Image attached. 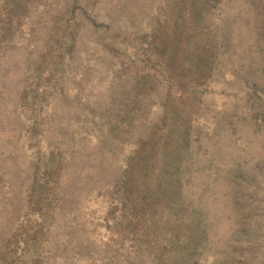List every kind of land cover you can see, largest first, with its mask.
Returning a JSON list of instances; mask_svg holds the SVG:
<instances>
[{
	"label": "rangeland",
	"instance_id": "obj_1",
	"mask_svg": "<svg viewBox=\"0 0 264 264\" xmlns=\"http://www.w3.org/2000/svg\"><path fill=\"white\" fill-rule=\"evenodd\" d=\"M0 264H264V0H0Z\"/></svg>",
	"mask_w": 264,
	"mask_h": 264
},
{
	"label": "trees",
	"instance_id": "obj_2",
	"mask_svg": "<svg viewBox=\"0 0 264 264\" xmlns=\"http://www.w3.org/2000/svg\"><path fill=\"white\" fill-rule=\"evenodd\" d=\"M72 46H73V45H72ZM72 46H71V47H72Z\"/></svg>",
	"mask_w": 264,
	"mask_h": 264
}]
</instances>
